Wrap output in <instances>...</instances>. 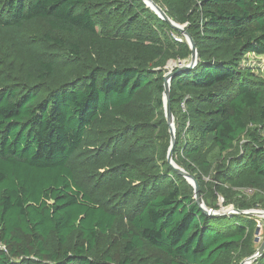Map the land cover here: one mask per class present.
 Segmentation results:
<instances>
[{
  "label": "trees",
  "instance_id": "trees-1",
  "mask_svg": "<svg viewBox=\"0 0 264 264\" xmlns=\"http://www.w3.org/2000/svg\"><path fill=\"white\" fill-rule=\"evenodd\" d=\"M155 2L199 53L173 70L175 163L206 207L264 208V78L248 58L264 56V0ZM191 55L144 0H0V264L257 251L258 217L208 214L168 161L165 67Z\"/></svg>",
  "mask_w": 264,
  "mask_h": 264
},
{
  "label": "water",
  "instance_id": "water-1",
  "mask_svg": "<svg viewBox=\"0 0 264 264\" xmlns=\"http://www.w3.org/2000/svg\"><path fill=\"white\" fill-rule=\"evenodd\" d=\"M151 1H154V0H144V2L147 4V6L150 7L151 9H153L159 15V17H161L163 20L170 23L174 28L178 29L182 34H184V36L187 39V42L189 43V45L192 49V55L190 58V62L186 63V62L181 61L180 65L177 66L179 71L186 69V68L194 67L199 61V53L197 51L195 41L189 35V33L186 31L185 26L177 23L175 20L170 18L168 16V14L161 7L156 5V8H155L154 6H152L150 3ZM165 68L167 69V67H165ZM175 73L176 72H174L173 70L167 72L165 74V83H164V85H165V94H164L165 113H166V118H167V121L169 124V132L171 134V146H170V151H169V155H168L169 163L178 173L182 174L194 186L195 198H196L197 202L201 205V207L205 210V212H207L208 214L219 215V214L245 213V214H250L252 216H257V217L259 216V217L264 218V211L259 210V209L239 210V209H236L235 207H232L231 210L224 212L222 209L223 208V204H222L223 199H221V201H220L221 208L219 210H213V209L206 207L204 200H203V197H202V194H201L199 184H198L197 180L195 179V177L175 163L174 158H173V150H174V147L176 144V125H175V117H174V114L172 111L171 101H170L171 81H172V78L175 75ZM258 233H259V228L257 229V234ZM256 242H258V238H256ZM263 252H264V241L260 245V247L257 249V251L252 256L244 259L241 262V264H253L254 262L257 261V259L259 258V256Z\"/></svg>",
  "mask_w": 264,
  "mask_h": 264
},
{
  "label": "rangeland",
  "instance_id": "rangeland-1",
  "mask_svg": "<svg viewBox=\"0 0 264 264\" xmlns=\"http://www.w3.org/2000/svg\"><path fill=\"white\" fill-rule=\"evenodd\" d=\"M155 1V0H154ZM157 3V2H156ZM159 6H161L159 3H157ZM162 7V6H161ZM163 10H165L164 8H163ZM166 11V10H165ZM175 35V37L177 38L178 37V35L175 33L174 34ZM184 35V34H183ZM248 58L250 59V61H251V65H253L254 67H257V68H259V71H260V75L264 78V56H258V55H249L248 56ZM186 62V63H189L190 62V59H188V60H180V59H171V60H169L168 61V63H167V65H166V67H167V69H166V71L167 72H169V71H171V70H174L177 66H179L180 65V62ZM166 72V73H167ZM192 185V184H191ZM242 193L244 194V195H247V196H252V195H254V191H252V190H243L242 191ZM223 203V202H222ZM232 207H234V205H232V206H229V207H227V208H225L224 206H223V211L224 212H227V211H229V210H231V208ZM259 210H263L264 211V208H262L261 206H260V208H259ZM258 228H259V233L258 234H256V238H258V242H255V246H256V248L258 249L259 247H260V245L263 243V241H264V218L263 217H259L258 216ZM2 245V243L0 242V246Z\"/></svg>",
  "mask_w": 264,
  "mask_h": 264
},
{
  "label": "bare ground",
  "instance_id": "bare-ground-1",
  "mask_svg": "<svg viewBox=\"0 0 264 264\" xmlns=\"http://www.w3.org/2000/svg\"><path fill=\"white\" fill-rule=\"evenodd\" d=\"M150 3H151V5L154 6L155 8H156V5L159 6L155 1H151ZM159 7H161V6H159ZM161 8H162V7H161ZM162 9H163V8H162ZM164 11H165V10H164Z\"/></svg>",
  "mask_w": 264,
  "mask_h": 264
}]
</instances>
